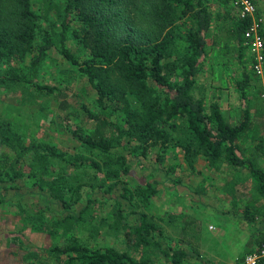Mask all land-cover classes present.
Returning a JSON list of instances; mask_svg holds the SVG:
<instances>
[{"label":"rangeland","instance_id":"374dc122","mask_svg":"<svg viewBox=\"0 0 264 264\" xmlns=\"http://www.w3.org/2000/svg\"><path fill=\"white\" fill-rule=\"evenodd\" d=\"M204 2L211 23L191 93L206 108L209 102H217L229 125L237 124L242 111L247 110L252 126L246 139L239 142L241 153L255 156L256 164L264 168V157L254 155L251 149L259 139L264 142V72L260 76L253 73L247 49L229 36L235 9L223 0ZM253 2L257 9L264 8V0ZM30 7L41 26L51 32L58 29L60 0H30ZM178 24L183 29L188 23L181 20ZM66 44L79 58L85 56L76 39L69 37ZM181 49L177 41L175 50ZM27 62L28 56H23L10 64L26 74ZM5 68L0 62V71ZM27 74L34 81L64 90L68 106L60 109L59 99L41 97L27 84L0 83V122L15 140L11 152L22 174L10 187L0 184V264L51 262L46 250L64 242L67 234L58 225H62L59 219L65 214L75 217L73 232L81 242L121 247L133 258H148L152 264H167L162 250L176 249L186 254L185 264H242L244 254L256 247L250 241L264 231V219L254 217L249 221L243 217L246 171L224 162L209 165L199 153L191 149L187 153L183 148L189 135L184 121L173 119L172 127H165L167 140H158L143 152L142 145L130 138L121 139L107 152L89 149L76 142L69 131V127L77 126L85 132L91 125L79 109L80 103L94 109L95 93L85 78L54 48L47 51L34 73ZM243 76L248 84L241 94L237 82ZM170 79L179 77L173 73ZM38 143L61 152L70 162L33 157L32 146ZM106 171H115L117 176L107 177ZM57 174L64 180L53 178ZM37 176L42 179L40 185ZM51 178L69 186L58 190L65 207L47 194L51 193L47 189ZM146 184L153 192L145 203L137 196L139 205L135 209L156 225L154 237L161 249L133 246L130 240L120 244L127 204L119 194L122 189L134 191Z\"/></svg>","mask_w":264,"mask_h":264},{"label":"trees","instance_id":"16d2710c","mask_svg":"<svg viewBox=\"0 0 264 264\" xmlns=\"http://www.w3.org/2000/svg\"><path fill=\"white\" fill-rule=\"evenodd\" d=\"M60 1L58 29L51 32L40 25L30 0H0V62L6 66L0 71V83L27 84L41 97H56L58 107L65 109L68 101L64 90L34 81L27 74L28 71L35 72L48 50L56 49L95 93L94 109L84 103L79 105L90 128L82 132L77 126L69 127L76 142L89 149L107 152L117 147L121 139L130 138L142 145L143 152L158 140L164 143L168 136L165 127H172L173 119H181L189 135L183 149L187 153L190 149L199 153L209 165L224 162L229 167L244 169L248 184L244 189L243 217L249 221L254 217L264 219V168L256 164L255 156H244L239 144L246 139L252 126L247 110L242 111L237 124L229 125L217 102H209L206 108L203 101L191 93L199 59L204 53L205 33L211 23L204 0ZM223 2L233 9L229 0ZM227 13L226 10L224 14ZM181 20L188 23L183 29L178 27ZM247 24V18L240 19L234 13L228 28L229 36L243 44L242 32ZM69 37L76 39L86 51L83 58L69 49L66 44ZM177 41L182 44L181 52L175 50ZM23 56H28L26 74H21L18 67L10 64L12 59ZM173 73L178 75V80L170 79ZM247 80L243 76L237 82L241 94H244ZM10 136L7 127L0 122V184L3 188L10 187L22 176L11 152L15 140ZM32 148L33 157L41 161L52 157L70 162L61 152L47 145L38 143ZM251 149L254 155L264 157L261 139L254 142ZM74 161L76 159L71 162ZM90 164L96 166L92 161ZM104 174L117 176L115 171ZM57 176L53 178L64 180L62 174ZM35 179L40 185L41 177ZM49 181L47 189L51 193L47 194L65 207L58 190H66L69 186L64 181L62 185L52 178ZM152 192L149 184L134 191L121 190L119 195L127 204V213L120 227V240H123L120 244L125 245V241L130 240L133 246L160 247L154 237L156 225L144 212L135 209L139 205L136 197L145 203ZM59 221L62 225L58 227L66 232V238L46 250L51 262L43 264H152L148 258H133L121 247L81 242L73 232L75 217L69 214ZM250 242L256 246L264 244V231ZM162 251L168 258L167 264H182L186 256L179 249ZM198 264L208 263L199 261Z\"/></svg>","mask_w":264,"mask_h":264},{"label":"built area","instance_id":"2783aa9c","mask_svg":"<svg viewBox=\"0 0 264 264\" xmlns=\"http://www.w3.org/2000/svg\"><path fill=\"white\" fill-rule=\"evenodd\" d=\"M229 2L235 9L238 18L248 19V24L242 32L243 45L249 54L250 67L253 73L260 76L264 65L262 36L264 24L262 17L257 13L253 0H229ZM260 261H264V244L256 246L252 251L244 254L242 258V264H258Z\"/></svg>","mask_w":264,"mask_h":264},{"label":"crops","instance_id":"0c3cea01","mask_svg":"<svg viewBox=\"0 0 264 264\" xmlns=\"http://www.w3.org/2000/svg\"><path fill=\"white\" fill-rule=\"evenodd\" d=\"M257 13L262 17V21L264 24V8L262 10L257 9ZM262 36H263V43H264V30L262 31ZM263 72H264V65H263Z\"/></svg>","mask_w":264,"mask_h":264}]
</instances>
